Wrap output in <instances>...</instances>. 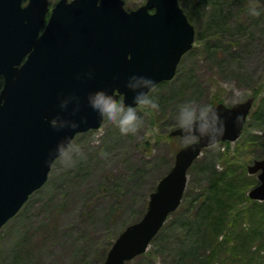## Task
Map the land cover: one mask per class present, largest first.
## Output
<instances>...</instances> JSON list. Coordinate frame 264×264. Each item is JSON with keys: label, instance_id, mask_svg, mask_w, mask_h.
I'll use <instances>...</instances> for the list:
<instances>
[{"label": "rangeland", "instance_id": "obj_1", "mask_svg": "<svg viewBox=\"0 0 264 264\" xmlns=\"http://www.w3.org/2000/svg\"><path fill=\"white\" fill-rule=\"evenodd\" d=\"M57 1L50 0V6ZM124 1L128 9L146 2ZM180 4L195 26L196 38L174 78L149 93L158 99L159 108L136 106L142 118L136 133H121L107 118L100 128L79 133L72 142L80 146L82 155L72 166L57 158L47 182L2 227L0 264H102L119 234L143 216L151 192L173 167L177 150L189 142L186 137L169 134L179 126L180 107L189 101L212 105L222 99L232 105L255 96L248 129L237 141L219 142L202 151L188 170L184 198L205 199L210 193L209 174L214 168L219 174L225 167L236 170L235 185L244 181L242 187L249 196L258 178L248 172V165L264 158V145L259 141L264 140V120L258 118L264 111V0H180ZM253 7L259 9V15L251 12ZM213 12L220 13V18L213 19ZM149 129L151 135L146 136ZM254 135L260 136L258 141L249 142ZM97 136L99 144L94 143ZM260 202L253 209L242 196H218L224 212L240 206L244 214V209L252 207L251 213L240 216L237 231L254 227L261 236L251 242L249 234L243 233L248 245L242 243L245 248L239 249L240 254L223 246L213 255V264H247L245 259L264 264V201ZM186 207L185 202L182 209ZM181 215L172 213L166 230L128 264H178L172 244L164 248L162 235L174 230ZM209 236L201 254L204 249L207 255L212 251ZM249 250L263 260L249 256ZM192 259L184 258L186 264L193 263Z\"/></svg>", "mask_w": 264, "mask_h": 264}, {"label": "water", "instance_id": "obj_2", "mask_svg": "<svg viewBox=\"0 0 264 264\" xmlns=\"http://www.w3.org/2000/svg\"><path fill=\"white\" fill-rule=\"evenodd\" d=\"M23 1L0 0V229L46 183L58 158L52 150L101 126L104 118L89 107L90 98L107 92L134 103L147 87L141 77H152L154 87L172 79L195 40L179 0H146L131 10L124 0H59L47 23L49 0ZM254 101L214 104L226 118L215 144L241 136ZM180 131L170 135L185 137ZM209 146L205 136L178 149L146 212L120 233L103 264H127L147 251L180 206L189 168ZM248 172L258 178L249 197L264 201V158Z\"/></svg>", "mask_w": 264, "mask_h": 264}, {"label": "trees", "instance_id": "obj_3", "mask_svg": "<svg viewBox=\"0 0 264 264\" xmlns=\"http://www.w3.org/2000/svg\"><path fill=\"white\" fill-rule=\"evenodd\" d=\"M220 16V13H212L213 19H219ZM2 85L3 79L0 77V89ZM218 101L222 102L223 100L220 99ZM263 113L264 111H261V114L258 117L259 120H264ZM246 129L248 128L245 126V130ZM259 138L260 136H258L257 138L254 135L251 136L248 140L251 143H256ZM259 141L260 144L264 145V140L261 141L259 139ZM227 143L230 142L227 141ZM225 157V161L229 162V156H227L226 154ZM213 165H215L214 162ZM214 169L212 173L209 174L208 184L210 193H208V195L205 196V199L203 200L201 198L202 196H194L193 198H189L187 201H185L184 198L180 207L175 212H173L182 213V215L178 219L176 226L174 224V230L169 231L168 233L166 232L164 236L162 235L164 248L166 247V245L170 243L172 244L178 264H186L187 261H185L184 258L189 256L193 257V263L191 264H206L207 261L210 263L213 255L223 246H226L230 252L234 253H238L239 249H244L245 247L243 246V244H248L245 240H243L245 237L242 238L243 233L249 234L248 238L251 240V242L254 240H258L261 236V234H257V229H254V227L249 230H244L242 228L237 231L239 227V224L237 222H239L240 218L246 215L245 212L251 213V208L254 207L253 209H255L257 206L261 205V202L258 200H253L249 196H246V189L242 187L244 181H237L238 184L235 185L236 170L225 167V169H223L222 172L218 174L215 172L216 169ZM232 174L233 176H231ZM227 186H231V188H228ZM225 193L232 194L233 197H235V195L242 196L247 199L248 202H251L253 206L246 210L244 209V214H241L240 206H238L237 208H234L235 206H233V210L231 212L229 210H226L224 212V208L218 205L217 198L218 196H224ZM185 202L188 208L186 207L185 209H182V206ZM193 207H195V211L192 210ZM167 226L168 225L165 223L156 237H159V235H161V233L166 230ZM204 234L207 236L210 235L209 237H211L210 240L212 241L211 245L213 248H211L212 251L208 253V255L206 253V249H204L202 254L199 252L200 248H202L201 246L208 242V238H206L207 236L204 237ZM172 236H175V238L171 239ZM232 243H235L234 246H231ZM249 246L252 247L251 243H249ZM249 252V256L251 255L252 257V254L253 257L258 255V257L262 259L261 255L256 254L255 251L249 250ZM245 260V263L248 262L247 264H253L252 259L249 261L247 259ZM214 262L215 261L213 260L211 264H213Z\"/></svg>", "mask_w": 264, "mask_h": 264}, {"label": "clouds", "instance_id": "obj_4", "mask_svg": "<svg viewBox=\"0 0 264 264\" xmlns=\"http://www.w3.org/2000/svg\"><path fill=\"white\" fill-rule=\"evenodd\" d=\"M100 2L101 0H96L98 5ZM251 12L254 15L260 14L259 9L255 7L251 9ZM141 79L147 87L135 93L134 103L126 105L113 94L98 92L94 99L90 98L89 107L101 118H107L108 121L116 124L121 133H136L142 124V118L138 114L136 105H145L152 109L159 108L158 99L149 94V90L154 88L153 78L142 76ZM126 87H128L127 84ZM0 103L3 101L0 100ZM225 121L226 118L220 116V109L211 104H195L189 101L179 110V129L190 144H194L193 138L204 139L207 136L209 144L215 146V142L226 130ZM51 122L56 123L55 119ZM151 132L152 129H149L145 135H151ZM94 143H100L99 136L94 139ZM52 155L59 157L62 164L72 166L76 157L81 156L82 153L80 146L70 141L67 144H58L55 151L52 150Z\"/></svg>", "mask_w": 264, "mask_h": 264}, {"label": "bare ground", "instance_id": "obj_5", "mask_svg": "<svg viewBox=\"0 0 264 264\" xmlns=\"http://www.w3.org/2000/svg\"><path fill=\"white\" fill-rule=\"evenodd\" d=\"M220 182V181H219Z\"/></svg>", "mask_w": 264, "mask_h": 264}]
</instances>
